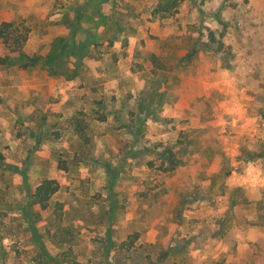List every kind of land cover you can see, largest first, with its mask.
I'll list each match as a JSON object with an SVG mask.
<instances>
[{
	"label": "rangeland",
	"instance_id": "1",
	"mask_svg": "<svg viewBox=\"0 0 264 264\" xmlns=\"http://www.w3.org/2000/svg\"><path fill=\"white\" fill-rule=\"evenodd\" d=\"M157 1L0 0L39 59L0 38V264H264V0ZM86 8L109 26L48 74Z\"/></svg>",
	"mask_w": 264,
	"mask_h": 264
},
{
	"label": "trees",
	"instance_id": "2",
	"mask_svg": "<svg viewBox=\"0 0 264 264\" xmlns=\"http://www.w3.org/2000/svg\"><path fill=\"white\" fill-rule=\"evenodd\" d=\"M180 0H158L154 12L171 14L176 6L179 5ZM86 9H77L74 11V25L84 27L83 32L85 34L82 41H77L74 37L73 29L70 35L67 37H57L52 40L49 53L43 58V65L45 66L47 73L53 76L66 75L69 78H75L80 74L83 69V59L91 55V46H95L98 39V33H92V30H97L100 27H108L107 16L99 13L97 9L92 8L90 15L86 14ZM83 21L84 23H82ZM13 23H0V38L3 43L8 46L11 53H14L15 57L24 63H28L29 66H35L38 63V58H30L20 51L22 41L25 42V36H15L12 34L15 28ZM71 29V27H70ZM113 34L109 36L108 41L112 43ZM14 45V47L12 46ZM193 51H191L187 57L191 58ZM36 59V60H34ZM3 60V59H2ZM160 157L167 160V167L165 170H174L181 163L175 159V151L169 148L163 149ZM250 158H246L249 160ZM58 191V184L54 180H43L38 186L35 187L31 196L32 203L38 206L41 210L48 207L50 198Z\"/></svg>",
	"mask_w": 264,
	"mask_h": 264
}]
</instances>
